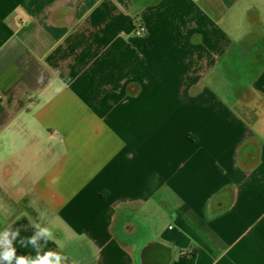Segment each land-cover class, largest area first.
Segmentation results:
<instances>
[{"label": "crops", "instance_id": "crops-1", "mask_svg": "<svg viewBox=\"0 0 264 264\" xmlns=\"http://www.w3.org/2000/svg\"><path fill=\"white\" fill-rule=\"evenodd\" d=\"M0 98L18 255L264 264V0H0Z\"/></svg>", "mask_w": 264, "mask_h": 264}, {"label": "clouds", "instance_id": "clouds-1", "mask_svg": "<svg viewBox=\"0 0 264 264\" xmlns=\"http://www.w3.org/2000/svg\"><path fill=\"white\" fill-rule=\"evenodd\" d=\"M40 219H44L43 213L40 214ZM33 227L35 229L33 234L30 237L21 238L19 243L22 247L31 245L36 252L35 256L17 254L14 242L20 237L19 228L13 229L9 225L0 231V264H67L68 257L62 252L53 249L42 251L49 241L55 243L56 238L52 229L41 226L40 223H34Z\"/></svg>", "mask_w": 264, "mask_h": 264}, {"label": "rangeland", "instance_id": "rangeland-1", "mask_svg": "<svg viewBox=\"0 0 264 264\" xmlns=\"http://www.w3.org/2000/svg\"><path fill=\"white\" fill-rule=\"evenodd\" d=\"M234 18H235V13L231 14V18H229V20L226 22V24H225L226 28H228L229 26H233L232 24H234L233 23L234 22ZM44 151H45V149L43 147H39V148H36L35 150H33V159H32L33 162L32 161L28 162V160H27L28 156H26L24 154V158H23V162L24 163L23 164L26 165L27 162H28L27 165L31 166L32 167V171H34V177H37L39 172H40V174H42V172L45 170V159H44V156H46V153ZM37 157H38V159H37ZM37 160H38V164H37ZM25 201H28V199L25 198L24 202ZM55 246L57 247L58 243L55 244Z\"/></svg>", "mask_w": 264, "mask_h": 264}, {"label": "built area", "instance_id": "built-area-1", "mask_svg": "<svg viewBox=\"0 0 264 264\" xmlns=\"http://www.w3.org/2000/svg\"><path fill=\"white\" fill-rule=\"evenodd\" d=\"M144 33L145 32H144L143 27L142 26H137L135 35L140 38V37L144 36Z\"/></svg>", "mask_w": 264, "mask_h": 264}]
</instances>
